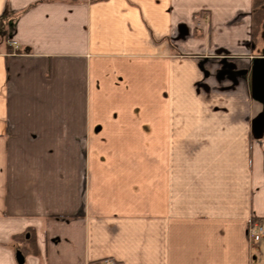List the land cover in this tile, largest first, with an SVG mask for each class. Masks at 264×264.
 Returning <instances> with one entry per match:
<instances>
[{"label":"crops","instance_id":"crops-1","mask_svg":"<svg viewBox=\"0 0 264 264\" xmlns=\"http://www.w3.org/2000/svg\"><path fill=\"white\" fill-rule=\"evenodd\" d=\"M253 11L0 0V264H264Z\"/></svg>","mask_w":264,"mask_h":264},{"label":"built area","instance_id":"built-area-1","mask_svg":"<svg viewBox=\"0 0 264 264\" xmlns=\"http://www.w3.org/2000/svg\"><path fill=\"white\" fill-rule=\"evenodd\" d=\"M12 47H17L18 42L15 40L11 41ZM247 235L251 242L258 243L264 236V219H251L247 227ZM97 264H115L112 260H103Z\"/></svg>","mask_w":264,"mask_h":264},{"label":"water","instance_id":"water-1","mask_svg":"<svg viewBox=\"0 0 264 264\" xmlns=\"http://www.w3.org/2000/svg\"><path fill=\"white\" fill-rule=\"evenodd\" d=\"M253 94L263 95L264 94V66L260 65L253 70V85H252ZM17 261L19 263L23 262V255L21 252L16 254Z\"/></svg>","mask_w":264,"mask_h":264},{"label":"trees","instance_id":"trees-1","mask_svg":"<svg viewBox=\"0 0 264 264\" xmlns=\"http://www.w3.org/2000/svg\"><path fill=\"white\" fill-rule=\"evenodd\" d=\"M253 5V34L258 30L261 24H264V0H252ZM28 243L34 244V238L31 236Z\"/></svg>","mask_w":264,"mask_h":264},{"label":"rangeland","instance_id":"rangeland-1","mask_svg":"<svg viewBox=\"0 0 264 264\" xmlns=\"http://www.w3.org/2000/svg\"><path fill=\"white\" fill-rule=\"evenodd\" d=\"M261 26H262L263 29H264V25L261 24V25L259 26L258 30L256 31L257 34H260V27H261ZM256 33H255V34H256ZM106 260H112V259H106ZM112 261L115 263L114 260H112ZM115 264H116V263H115Z\"/></svg>","mask_w":264,"mask_h":264}]
</instances>
